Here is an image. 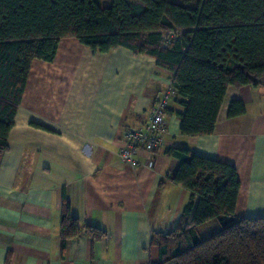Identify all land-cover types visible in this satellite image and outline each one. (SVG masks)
Returning a JSON list of instances; mask_svg holds the SVG:
<instances>
[{
    "label": "crops",
    "instance_id": "obj_1",
    "mask_svg": "<svg viewBox=\"0 0 264 264\" xmlns=\"http://www.w3.org/2000/svg\"><path fill=\"white\" fill-rule=\"evenodd\" d=\"M169 84L150 57L121 48L94 54L75 38L59 42L52 62L33 61L0 163V264H149L152 235L173 231L189 198L172 182L175 148L233 166L235 216L264 219L262 87H229L214 133L202 137L179 133L173 98L164 146L141 153L136 168L120 160L123 132L147 122ZM233 101L245 113L230 118ZM64 203L106 236L69 240L62 254Z\"/></svg>",
    "mask_w": 264,
    "mask_h": 264
},
{
    "label": "trees",
    "instance_id": "obj_2",
    "mask_svg": "<svg viewBox=\"0 0 264 264\" xmlns=\"http://www.w3.org/2000/svg\"><path fill=\"white\" fill-rule=\"evenodd\" d=\"M75 38L94 54L125 49L171 74L179 133L210 136L229 87L264 88V0H0V163L33 61L50 63ZM245 113L230 104V118ZM172 182L189 198L169 234H153L151 264H264V219L235 216L236 169L188 149L170 150ZM103 239L63 204L61 252L69 240Z\"/></svg>",
    "mask_w": 264,
    "mask_h": 264
},
{
    "label": "built area",
    "instance_id": "obj_3",
    "mask_svg": "<svg viewBox=\"0 0 264 264\" xmlns=\"http://www.w3.org/2000/svg\"><path fill=\"white\" fill-rule=\"evenodd\" d=\"M175 97L171 84L155 100L147 122L138 128L127 129L120 139V160L132 168L139 165L138 157L141 153L151 154L164 146V139L168 133L166 111L170 101ZM153 168V163H147Z\"/></svg>",
    "mask_w": 264,
    "mask_h": 264
},
{
    "label": "rangeland",
    "instance_id": "obj_4",
    "mask_svg": "<svg viewBox=\"0 0 264 264\" xmlns=\"http://www.w3.org/2000/svg\"><path fill=\"white\" fill-rule=\"evenodd\" d=\"M171 1L180 3V2H184L185 0H171ZM194 1H198V0H194ZM153 257L155 258L154 252H153ZM151 261L153 262V260H151ZM149 264H151V262Z\"/></svg>",
    "mask_w": 264,
    "mask_h": 264
}]
</instances>
